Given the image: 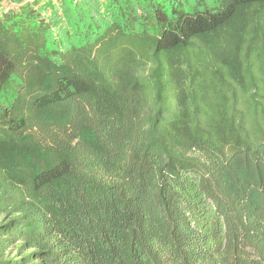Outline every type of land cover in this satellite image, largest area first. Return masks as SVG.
Here are the masks:
<instances>
[{
	"label": "trees",
	"instance_id": "trees-1",
	"mask_svg": "<svg viewBox=\"0 0 264 264\" xmlns=\"http://www.w3.org/2000/svg\"><path fill=\"white\" fill-rule=\"evenodd\" d=\"M19 1L0 264H264V0Z\"/></svg>",
	"mask_w": 264,
	"mask_h": 264
},
{
	"label": "rangeland",
	"instance_id": "rangeland-1",
	"mask_svg": "<svg viewBox=\"0 0 264 264\" xmlns=\"http://www.w3.org/2000/svg\"><path fill=\"white\" fill-rule=\"evenodd\" d=\"M23 1H24V3L27 2V3L33 4L35 7H40L46 0H23ZM17 4H19V1L16 2V5H13V4L12 5H4L3 4V5L5 6V8H8L9 7L8 10H10V9L17 10V8H18V5Z\"/></svg>",
	"mask_w": 264,
	"mask_h": 264
},
{
	"label": "clouds",
	"instance_id": "clouds-1",
	"mask_svg": "<svg viewBox=\"0 0 264 264\" xmlns=\"http://www.w3.org/2000/svg\"><path fill=\"white\" fill-rule=\"evenodd\" d=\"M9 1V0H8ZM6 2V0H2L1 2H0V4L2 5V7L4 8V9H9V7L8 8H5V6L4 5H14L15 4V2H18L19 0H10L11 2L9 3V2ZM23 3H24V1L23 0H21ZM20 2V1H19ZM27 3V2H26ZM4 4V5H3Z\"/></svg>",
	"mask_w": 264,
	"mask_h": 264
}]
</instances>
